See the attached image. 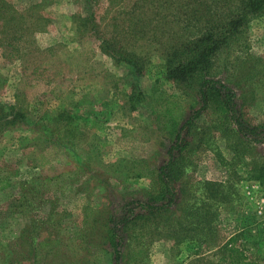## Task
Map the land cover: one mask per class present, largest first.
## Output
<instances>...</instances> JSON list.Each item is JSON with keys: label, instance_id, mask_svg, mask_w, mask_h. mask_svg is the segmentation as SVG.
<instances>
[{"label": "rangeland", "instance_id": "obj_1", "mask_svg": "<svg viewBox=\"0 0 264 264\" xmlns=\"http://www.w3.org/2000/svg\"><path fill=\"white\" fill-rule=\"evenodd\" d=\"M243 8L240 0H0V105L29 112L15 123L0 113V264H115L109 229L130 201L120 264H231L224 244L233 238L264 264L263 131L258 141L240 138L235 125L219 128L203 114L197 135L184 136L176 204L150 214L137 202L162 195L159 168L172 141L153 109L172 100L188 117L202 78L231 86L248 123L264 125V7L201 73L171 80L166 67L165 47L179 46L178 64L186 42L205 34L197 12L228 18ZM114 35L138 53L140 77L103 51L102 37ZM68 109L79 116L67 129L45 119Z\"/></svg>", "mask_w": 264, "mask_h": 264}, {"label": "trees", "instance_id": "obj_2", "mask_svg": "<svg viewBox=\"0 0 264 264\" xmlns=\"http://www.w3.org/2000/svg\"><path fill=\"white\" fill-rule=\"evenodd\" d=\"M91 1L92 0H86L89 5ZM150 2H152V0H150ZM240 2L244 5L242 11L228 18H223L220 14L214 13L212 10L197 12L198 15L201 14L200 18L197 20H201L207 29L205 30V34L199 39L193 38L186 42L187 50L183 53L185 59H182L178 64L176 55L179 46L173 43L164 48L165 52L167 51L166 67L168 77L171 80L185 81L186 78H190L193 74L201 73L200 69H204L210 55H212L220 43L227 39L228 34H230L231 31L236 32L238 27L247 21L248 16L252 12H256L264 7V0H240ZM223 3L225 4L226 1H223ZM138 4L139 7L142 8V6H140L141 3ZM197 5L200 6V1ZM91 9V17L88 21L92 25V29L96 32L100 28V23L94 8L91 7ZM186 16L192 18V15ZM138 22L139 24L142 23V19L139 18ZM214 29L218 30L219 37L217 38H214ZM101 47L105 53L109 54L117 62L125 61L132 66L138 77L144 73L143 67L139 62L138 53L127 46H122L121 43L117 41L115 35L113 37L103 36ZM198 93L199 99H197V104L199 107L194 109L186 118H183V114L179 113V104L172 100L167 101L168 103L165 104L163 110L157 111L153 109L154 111H152L153 113L155 112L157 116L163 115L167 118L166 126L169 129L172 141L167 149V159L159 168V176L162 181V195L157 196L155 202L137 201L140 207L144 208L150 214L165 210L168 211L176 204V188L179 183L183 182L185 174L186 156L183 152V148L186 146V138L184 136L186 133L187 136L190 137L197 135L199 119L203 114L211 113V119L214 125L219 128H222L226 123L235 125L236 129L234 130L240 138L258 141L261 138L262 131L264 132V125L252 126L248 123L237 102L236 92L231 86L221 80L210 77L202 78ZM5 111H8V115L12 116L9 123L25 120L28 118L29 113L27 109L20 104L19 106L15 104L7 109L0 105V113ZM45 114L46 112L42 119H44ZM78 116L79 115L75 113L74 110L68 109L55 114L47 113L45 119L49 121V123L54 124L57 129L62 130L74 125V121L76 118L78 119ZM132 204L135 203L130 201L123 206L121 210V212H124L123 215L115 220L113 219L112 226L109 229L111 246L115 253V264H120L123 254L119 247L125 240L119 233L120 226H127L134 220V218L130 217L135 213V210L131 209ZM234 243L235 240L233 238L224 244V249L226 250L225 258L229 259L231 264H253L245 252Z\"/></svg>", "mask_w": 264, "mask_h": 264}]
</instances>
